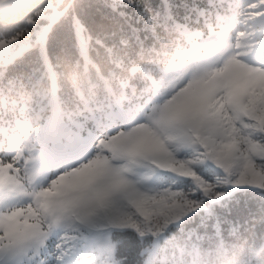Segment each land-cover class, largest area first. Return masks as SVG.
Masks as SVG:
<instances>
[{"label": "clouds", "instance_id": "clouds-1", "mask_svg": "<svg viewBox=\"0 0 264 264\" xmlns=\"http://www.w3.org/2000/svg\"><path fill=\"white\" fill-rule=\"evenodd\" d=\"M253 3L62 0L59 11H67L51 22L58 0H22L0 17V40L7 42L0 53V165H11L9 174L26 193L7 201L3 211L7 205L24 208L19 219L27 215L33 226L24 264H144L154 245V264H264V201L231 217L201 216L206 208H194L159 235L145 229L143 238L110 224L127 213L144 227L133 201L147 198L158 208L169 190L188 191L190 181L175 169L233 139L236 114L227 93L242 77L229 60L264 71L235 46L241 32H255L253 43L264 40V17L252 18L259 16ZM94 10L106 24L92 20ZM74 17L84 23L79 37ZM223 18H231L230 27ZM223 37L231 47L219 43ZM76 136L85 138L81 151L52 158L53 141ZM253 139L264 145V132ZM249 156L264 173V157ZM233 159L235 180L243 153L234 152ZM89 170L96 180L71 190V182ZM197 171L211 181L224 174L212 165ZM242 186L252 185L226 191ZM54 187L62 192L42 207L38 194ZM100 191L107 197H98ZM224 198L205 204H223ZM197 217L200 223L190 226ZM162 219L154 214L149 223ZM109 235L116 245L111 255L101 247ZM128 235L137 241L134 255L121 250Z\"/></svg>", "mask_w": 264, "mask_h": 264}, {"label": "snow or ice", "instance_id": "snow-or-ice-1", "mask_svg": "<svg viewBox=\"0 0 264 264\" xmlns=\"http://www.w3.org/2000/svg\"><path fill=\"white\" fill-rule=\"evenodd\" d=\"M59 3H62V0H58L57 8L54 9L53 15L49 17L51 22H55L67 11V9L64 12L59 11ZM252 9L254 12H259V16L252 17L254 20L264 17V11H260L264 9V0H255ZM91 15L95 23L101 25L107 23L101 12L94 10ZM223 22L226 28L232 24L231 18H223ZM72 25L78 37L85 31L84 23L79 17L73 18ZM48 31L49 29L45 28L41 33L45 42ZM254 36L255 32H241L235 46L244 48L243 55L247 56L254 64H264V40L253 43L251 41ZM219 43L224 44L226 47L232 46L229 37H223ZM6 47L7 42L0 40V53ZM229 65L235 73L242 77V81L227 93V102L232 104L236 114L233 139L221 148L216 149L215 154H212V149H207V151L200 152L197 158L190 159L187 163L182 162L181 166L175 169L177 173L182 174L190 181L191 187L188 191L185 192L183 189L169 190L167 197H161L164 203L158 208H153L147 198L133 201L137 213L144 217V227H141V224L131 214L122 213L110 220V224L114 229L122 232H135L141 238L146 235L145 229L153 235H159L167 227L170 220L181 219L194 208H206L208 217H219L217 215L218 209L206 205L205 201L220 200L222 196L228 194L226 189L229 187L252 185L264 189V173L260 171L249 156V153H252L258 157H264V145L253 139L257 133L264 132V71L249 64L241 63L235 57L230 58ZM85 143V138L80 136L71 137L66 142L53 141L50 153L53 159L73 156L82 150ZM241 143L246 144V148L243 150L240 149ZM237 151L243 153L244 162L241 165L239 177L232 180L231 170L236 162L233 159V154ZM201 165H212L221 169L224 174L217 175L214 181L207 180L197 171V167ZM10 167L11 165H0V264H24V257L27 256L29 249L32 247L33 235L29 229L33 226L29 224L27 215H25L23 221L19 219L24 214V208L7 205L10 210L3 211L7 201L26 195L19 179L9 174ZM96 178L95 173L89 170L79 175L71 182L69 187L75 191L93 183ZM53 183L55 184V181ZM61 192V188H45L38 194L43 198L41 201L42 207L47 208L51 203V197ZM107 195L103 191L97 193L100 198H106ZM197 195L201 198L193 199ZM178 196L183 197V199H177ZM168 199L172 200V204L167 203ZM223 207V204H221V209ZM34 214V210L29 208L28 215ZM154 214L162 216V221L156 224L149 223ZM217 227H219V224ZM122 243V251L126 250L130 254H135L137 241L134 236H126ZM101 247L109 255L116 250V245L112 243L110 235L104 238ZM158 254L159 247L154 245L148 251L144 264H154V258Z\"/></svg>", "mask_w": 264, "mask_h": 264}, {"label": "trees", "instance_id": "trees-1", "mask_svg": "<svg viewBox=\"0 0 264 264\" xmlns=\"http://www.w3.org/2000/svg\"><path fill=\"white\" fill-rule=\"evenodd\" d=\"M149 2L155 3L157 0H149ZM22 5V1L19 3L10 5L0 11V17H3L6 13L18 9ZM264 201V190H260L257 187H240L232 190L228 193L223 201V208L221 204H213L212 208L218 209V216H234L240 212H246L248 208H255L257 204ZM207 215L206 212H202L201 216ZM200 223V217L190 221V226L194 227Z\"/></svg>", "mask_w": 264, "mask_h": 264}, {"label": "rangeland", "instance_id": "rangeland-1", "mask_svg": "<svg viewBox=\"0 0 264 264\" xmlns=\"http://www.w3.org/2000/svg\"><path fill=\"white\" fill-rule=\"evenodd\" d=\"M20 1H22V0H0V11L3 10L4 8L10 6V5L19 3ZM242 187H255V186H242Z\"/></svg>", "mask_w": 264, "mask_h": 264}]
</instances>
